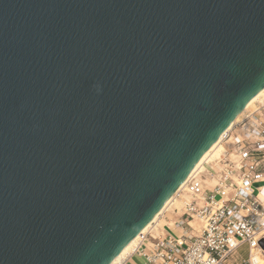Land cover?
Segmentation results:
<instances>
[{
	"label": "water",
	"instance_id": "water-1",
	"mask_svg": "<svg viewBox=\"0 0 264 264\" xmlns=\"http://www.w3.org/2000/svg\"><path fill=\"white\" fill-rule=\"evenodd\" d=\"M263 87L264 0H0V264H108Z\"/></svg>",
	"mask_w": 264,
	"mask_h": 264
},
{
	"label": "built area",
	"instance_id": "built-area-1",
	"mask_svg": "<svg viewBox=\"0 0 264 264\" xmlns=\"http://www.w3.org/2000/svg\"><path fill=\"white\" fill-rule=\"evenodd\" d=\"M182 195L181 207L169 211ZM160 217L167 221L160 233L159 218L112 264L134 257L141 264H253V253L264 255V94L241 111L225 130L218 156L188 176ZM191 220L200 222L191 227ZM242 244L246 255H236Z\"/></svg>",
	"mask_w": 264,
	"mask_h": 264
},
{
	"label": "bare ground",
	"instance_id": "bare-ground-1",
	"mask_svg": "<svg viewBox=\"0 0 264 264\" xmlns=\"http://www.w3.org/2000/svg\"><path fill=\"white\" fill-rule=\"evenodd\" d=\"M264 94V87L254 96L252 97L243 107V109L252 107L253 103L257 101L262 95ZM242 109V110H243ZM241 110V111H242ZM241 111L238 113V115L235 117V119L232 121V123L228 126L230 128L239 118ZM227 128V129H228ZM225 132V131H224ZM224 132L218 136V138L214 141V143L202 154V156L198 159V161L195 163L189 174L186 176V178L182 181V183L178 186V188L175 190V192L167 199V201L164 203L162 208L154 215V217L151 219V221L134 237L132 240H130L123 248L122 250L108 263L112 264L114 261L120 259L121 257L129 254L132 252L134 246L136 245L139 236L144 233L151 225L152 223L156 222L160 218V214L164 211V209L168 206V204L174 199L176 194L180 192L182 187L184 186V182L188 178V176L194 172L204 161L211 160L214 157H217L220 151V142L223 138ZM164 221V220H163ZM167 222V221H166ZM252 261L253 264H264V255L261 253H253L252 254Z\"/></svg>",
	"mask_w": 264,
	"mask_h": 264
},
{
	"label": "rangeland",
	"instance_id": "rangeland-1",
	"mask_svg": "<svg viewBox=\"0 0 264 264\" xmlns=\"http://www.w3.org/2000/svg\"><path fill=\"white\" fill-rule=\"evenodd\" d=\"M186 197L185 195H182L181 197L177 198L176 201L174 202V204L170 207L169 211H171L174 207L176 208H180L181 205H182V200H184ZM172 216L171 212H169L165 217L167 218H170ZM166 218V219H167ZM165 218L164 217H160L159 221H158V224H157V227H156V233H160L162 231V228L161 226L164 225V223L166 221H163ZM199 220H191L189 225L191 227H196L198 224H199ZM169 232L173 235H176L177 232L171 228L169 229ZM246 248H247V245L246 244H242L239 248H238V252L236 255H238V253H240L241 255L245 256L246 255ZM142 262L137 258V257H134L132 258L130 261H129V264H141Z\"/></svg>",
	"mask_w": 264,
	"mask_h": 264
}]
</instances>
